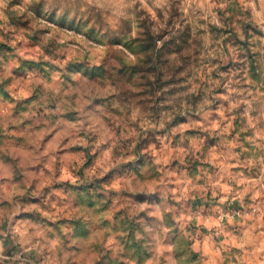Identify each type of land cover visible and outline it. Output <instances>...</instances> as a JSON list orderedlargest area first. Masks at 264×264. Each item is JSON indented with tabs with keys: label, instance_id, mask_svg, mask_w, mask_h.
Instances as JSON below:
<instances>
[{
	"label": "rangeland",
	"instance_id": "rangeland-1",
	"mask_svg": "<svg viewBox=\"0 0 264 264\" xmlns=\"http://www.w3.org/2000/svg\"><path fill=\"white\" fill-rule=\"evenodd\" d=\"M125 3L131 4V0ZM148 3L154 6L155 0ZM213 3L223 27L211 23V16L200 19L202 10L185 16L182 0H169L168 6L156 9L163 27L140 10L138 3L123 8L124 15L112 25L100 19L102 12L111 15L114 6L106 4L103 9L89 6L88 13L97 17L96 24L85 23L84 33L65 38L37 26L29 15L52 23V17L64 7L59 0L51 6L47 0H33L27 6L24 0H8L0 19V234L12 235L17 247L3 248L0 264H27L25 252L38 264H264V252L258 251L260 239H264L258 238L259 232H264V217L257 214L253 221L246 215L252 212L247 207L253 203L251 193L241 202L233 198L235 192L228 191V187H236L234 183L217 192L210 186L221 172L210 161L215 155L210 151L217 148L227 153L229 142L237 145L233 152L240 154L242 165L230 171H243L248 179L259 177L258 165L246 166L254 152L256 156L264 155L245 140L253 130L241 131L247 124L242 113L248 105L227 114L233 120L230 134L196 127L199 122L208 126L222 119L216 109L228 108L231 100H253L251 114H260L264 97L254 100L247 93L264 92V43L255 39L264 37V32L254 21L238 20L252 15L251 9L243 10L240 0ZM220 4L225 7L220 8ZM75 11L81 15L78 6ZM234 23L242 26L243 40L237 36ZM134 24L141 29L135 36ZM90 32L95 35L88 36ZM58 49H67L64 58L71 57L77 65L86 64L85 72L94 68L100 76H88L85 81L81 75L77 80L57 82L59 92L46 87L52 83L51 73L42 71L48 70V62L40 53L49 56ZM213 53L214 57L209 55ZM208 65H219L210 77L220 81L211 95L206 91L212 87L208 79L198 78L199 69L207 77ZM245 73L252 83H244ZM193 78L200 88L184 96ZM229 79L240 81L231 87L243 91V96L229 95L224 87ZM37 80L45 84H37ZM28 92L31 95L26 96ZM65 92L69 94L65 96ZM82 93L90 94L77 103ZM6 95L9 102L3 99ZM206 96L213 104L201 112L199 104ZM116 104L119 108L114 107ZM137 109L139 114L133 121ZM169 112L173 115L170 122L165 117ZM205 112L212 115L205 118ZM113 116L120 119L113 120ZM46 120L51 124L60 122L58 130L67 129L69 136L58 150L41 156L29 144V134L46 128ZM161 122L165 123L163 129ZM71 124L77 127H68ZM182 124L193 127L186 132L174 131ZM102 125L114 135L93 155L95 142L105 131ZM258 127L264 128V121ZM131 129H135V135L125 139ZM50 139L47 137L44 143ZM73 140L83 143L73 145ZM192 141L198 145L203 141L201 160L192 155L182 158L178 151L184 148L194 152ZM113 144L111 171L105 173L103 181L89 175L93 169L97 174L103 171L97 166L98 158ZM241 145L248 151H243ZM12 148L33 155L25 158ZM169 153L167 164L156 163ZM65 169L79 179H60ZM160 180L163 183L154 190L147 186ZM116 181L121 182L119 191L109 187ZM186 181H191L195 190L182 191ZM13 185H18L22 194L9 200L5 188L11 192ZM171 188L177 189L175 198ZM253 222L256 230L243 253L239 244ZM218 224L224 227L221 235H217ZM6 226L9 231L5 233ZM53 241L58 242L55 247ZM237 256L242 258L237 261Z\"/></svg>",
	"mask_w": 264,
	"mask_h": 264
},
{
	"label": "clouds",
	"instance_id": "clouds-1",
	"mask_svg": "<svg viewBox=\"0 0 264 264\" xmlns=\"http://www.w3.org/2000/svg\"><path fill=\"white\" fill-rule=\"evenodd\" d=\"M56 2V0H47V4L49 6L53 5ZM60 4L64 5V7H61L60 11L55 14L54 17H52L53 21L52 23L48 22L46 19H36L33 13H29L30 16L33 17L34 23L44 29H51L52 35H60L61 37H74L77 33H84V24L88 23L89 25L96 24L97 17H95L93 14L88 13L89 6H95L98 9L105 8V5H112L113 10L111 11V15L107 13V11L102 12L100 14V19L106 20L109 24L115 25L118 23L119 17L124 15V12L122 11L123 8L126 7H132L135 4L140 5V10L146 11L153 20L157 22V24H160L161 27L164 26V24H161L160 17L157 15L156 9H163L165 6L169 5V0H155L154 6H150L148 3V0H131V4H126L125 0H80V4L77 5V0H59ZM25 6L30 5L33 3V0H24ZM240 3L244 6L243 10L247 11L248 9H251V18L247 19L245 17H238L239 19H245L246 22H252L254 21L256 25L259 26L260 31L264 32V0H240ZM8 0H0V19L3 18V10L7 7ZM259 5V7L257 6ZM79 7L80 16L76 15V7ZM195 6V7H193ZM217 7L213 3V0H182V11L185 14V16H188L190 13L195 14L196 10H202L204 12V15L200 17V19L208 20L209 16L212 17L211 23L216 24L219 27H223V25L220 23V20L217 16V13L213 11V9ZM220 8H224V4L219 5ZM87 13V14H85ZM165 21L168 20V13H164ZM73 18H75L73 20ZM82 18V19H81ZM59 22V23H58ZM58 25H64V27H60ZM237 33V36L240 38V40H243L244 37V31L242 26L239 23H234L232 25ZM141 29L138 28L137 25H133V31L132 35H137ZM88 36H94L93 33H87ZM81 35V34H80ZM226 37H223L224 39ZM255 39L261 40L262 43H264V37H255ZM67 52V49H58L52 52L51 55L45 56L43 52L40 53L41 56H43L44 60L48 62V70L45 71L42 69V71L46 73H51V84H45L44 80H37V84H45L46 87L52 88L54 91L59 92V87H56L57 82L63 83L66 80H77L80 79L81 75L84 76L85 81H87L88 76H92L93 78H96L97 76H100V73L98 70L94 68H90L89 71L85 72L84 68L86 64L84 65H77L72 61L71 57L64 58L65 53ZM20 55L23 56L24 52H20ZM211 56H215V53L209 54ZM135 59V57H133ZM219 65H208L207 66V77L204 74L203 69L198 70V78L202 81L205 79H208V82L212 85L211 88L206 89L209 95L213 93V90L217 85H219V80H212L210 79L211 74L213 71L218 68ZM224 75L225 73H221ZM236 74L233 73V76ZM248 73H245V80L244 83L250 84L252 81L250 79H247ZM192 84V87L188 89L186 92L183 93L184 96H189L190 94L196 93L197 90L200 88V84L195 83V78L189 81ZM239 84L240 81H234V79H229L228 84L224 85L225 88L229 90V95L232 93H237L240 96L244 95V92L235 88H232L231 85L233 83ZM31 83V81L29 82ZM69 88H71V84L69 83ZM73 91H78V89H73ZM69 93L65 92V96H67ZM90 93H82L80 98L77 100V103H80L81 100H83V96ZM248 96H252L254 100H260L262 97H264V92H259L257 90V93L254 94L252 91H248ZM26 96L31 95L29 92L25 93ZM219 96L223 99H228V96L226 95H220ZM85 104L88 103V101H84ZM213 104V100L208 99L207 96L204 98L203 102L199 104V111L203 112L205 108L211 107ZM248 105V110L242 113V116L244 119L247 120V124L241 128L242 132H248L249 130L252 131L251 136L245 137V140L253 145L254 150H259L260 152H264V143H261L264 141V128L258 127V125L261 123V121H264V108L261 109V112L258 116L253 117L251 114L252 104L253 100L248 99H236L229 101V107L224 108L221 106L220 108L216 109V114H218L222 119L216 120L210 123V125L205 126L203 122H199L196 124V127L202 128L205 132L210 133H217L220 134H230V132L233 130V120L231 118H227V114L234 112V110L238 109L241 105ZM186 105V101L184 103V107ZM114 107L119 108V104L114 105ZM139 114V109L133 112L132 119L135 121L136 117ZM27 115V114H26ZM34 115V113H33ZM205 118L212 115L211 112H205L204 113ZM166 119L170 122L173 119L172 113H165ZM113 120H119L120 117L113 116ZM225 121H227L225 123ZM21 123H23V120H21ZM47 127L40 130L35 131L29 134V144L34 145V151L39 152L41 156H46L49 154L50 151L58 150L61 143H63L65 140H67L69 133L67 129H60L59 123L57 124H51L49 121L44 122ZM99 123V121H98ZM223 125V126H222ZM105 129L103 135L101 138L95 142L96 147L93 150V155H95V151L99 150L104 144L108 142L109 139L112 138L114 135L111 133L110 129L107 125H102ZM31 127V125H29ZM68 127L70 128H76V124H71ZM155 127V125H153ZM165 127V123L161 122L160 128L163 129ZM193 126L190 124H182L179 128H175L174 131H183L186 132L190 130ZM12 135H24V133H12ZM133 135H135V129H131L127 132L125 135V139L131 138ZM32 137H35L33 139ZM47 137H51L50 140L47 141L45 144L44 141ZM239 139V136L237 137ZM73 145L77 143H83V141H71ZM193 148L195 149L194 152H189L188 150L184 148L178 149L179 153L181 154L182 158H187L188 155L194 156L197 160H201V157L204 155L201 151V146L203 144V141L200 142V144H196L195 141H192ZM135 145L133 144V147ZM228 147V152H221L218 151L217 148H212L211 153L215 154L213 159L210 160L212 164H214L216 167H219L221 169L220 173H217L218 179H215L214 182L211 183V188L214 192L222 191L226 188V186H230L233 183L235 184V188L228 187L229 192H235L234 199H240L241 202H243V198L245 195H248L251 193V199L253 201L252 204L247 205L248 208L252 209L251 213H247V217L249 219H252L255 221L259 217H264V155L256 156L254 152V158L250 159L248 161L247 167H256L258 165V171H259V177L257 179H248L245 178L244 172H236L232 173L231 169L241 168L242 165L240 164V154L234 153L233 149L237 147L235 143L229 142L226 144ZM67 147V145H65ZM115 147V144L111 148L106 149L100 158H98V167L103 168L102 172L96 173L95 169H93L92 172L89 173V175H97V178L101 181L104 180L105 173L110 172L111 168L113 167L111 160H112V152L113 148ZM241 148L243 151H248L247 148H244L243 145H241ZM13 152H20L22 155L25 156V158L33 155L31 152H24L23 150H18L16 148H12ZM176 151V150H173ZM159 156V153H157ZM171 156V153L163 156L162 158H158L156 160L157 164H167L169 158ZM54 159V157H53ZM205 159H208L205 157ZM235 160L236 163H226V161ZM3 167L2 162H0V168ZM169 175L174 176L175 173H169ZM60 179L68 180L71 179L73 182L75 180L79 179L78 176L74 177L65 169L63 173L60 176ZM209 181H212V177H209ZM163 183V180L160 181H152L147 186L150 190H154L159 184ZM182 191H188V190H195L194 186L191 181H186L183 184ZM43 186V185H41ZM111 188H115L117 191L121 188V182L116 181L115 183L109 185ZM237 189H240L237 191ZM175 198L177 195V189L171 188L169 189ZM5 192L7 193V199L11 200L13 196L22 194V192L19 190L18 185L12 186V191L8 192V189L5 188ZM55 207V205H53ZM170 209H167L169 211ZM45 216L48 215L47 212L44 213ZM223 219V217H221ZM231 223V221H229ZM217 228L220 229V231L217 233V235H221L224 232L223 225H216ZM256 230V224L253 222L251 225L247 227V229L244 231L243 238L239 244V248L243 250V253H246L249 239L251 236V233ZM17 232H19V228L16 229ZM258 238H264V232H259ZM53 247L56 246L58 242L53 241ZM35 247V246H34ZM224 245H221V249H223ZM32 249H28V251H31ZM171 250V249H169ZM3 249L0 247V252H2ZM219 251V250H218ZM258 251L264 252V239H260V247L258 248ZM242 257L237 256L236 260L239 261Z\"/></svg>",
	"mask_w": 264,
	"mask_h": 264
},
{
	"label": "crops",
	"instance_id": "crops-1",
	"mask_svg": "<svg viewBox=\"0 0 264 264\" xmlns=\"http://www.w3.org/2000/svg\"><path fill=\"white\" fill-rule=\"evenodd\" d=\"M3 99H4V101H6V102H9V101H7V100H9V98H8V96L6 95V96H3ZM6 115V117H8V115L9 114H5ZM8 134L9 132H8V130L5 132V134ZM0 135H2V134H0ZM9 139L8 138H6L5 139V146H6V149L8 150L9 149ZM6 231H9V227H5V231H3V232H5L6 233ZM16 240H14V237L12 236V235H9V233H7V234H3V233H1L0 234V247H2V249L4 248V249H9V247H12V246H16L17 247V243L15 242ZM27 251V250H26ZM26 253H28V252H25V254H23L26 258L27 257H30L28 254H26ZM24 257V260H26V262H27V264H38L39 262H37V261H35V260H33V258H25Z\"/></svg>",
	"mask_w": 264,
	"mask_h": 264
}]
</instances>
